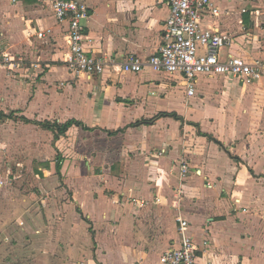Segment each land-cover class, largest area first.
<instances>
[{
	"label": "crops",
	"instance_id": "0c3cea01",
	"mask_svg": "<svg viewBox=\"0 0 264 264\" xmlns=\"http://www.w3.org/2000/svg\"><path fill=\"white\" fill-rule=\"evenodd\" d=\"M81 1L86 51L113 61L91 79L66 67L50 0H0V54L25 61L15 75L0 72V126L21 129L4 138L15 148L32 131L21 161L58 156L39 169L37 210L19 185L25 175L1 172L0 264H162L180 247L179 216L199 246L211 240L200 264H264V78L245 86L200 75L189 97L180 75L125 73L127 58L145 62L163 44L166 0ZM212 1L221 15L203 25L229 33L248 61L264 60V0ZM43 30L51 35L39 39ZM72 120L82 126L58 139L41 126Z\"/></svg>",
	"mask_w": 264,
	"mask_h": 264
},
{
	"label": "built area",
	"instance_id": "2783aa9c",
	"mask_svg": "<svg viewBox=\"0 0 264 264\" xmlns=\"http://www.w3.org/2000/svg\"><path fill=\"white\" fill-rule=\"evenodd\" d=\"M46 1V0H45ZM54 19L62 27L68 42V52L64 63L77 77L88 79L104 74L113 61L102 56L89 54L85 49L86 28L89 20L87 4L81 0H50ZM170 14L165 23L163 44L157 53L143 62L137 57L127 58L121 71L139 74L145 69L157 73L180 75L184 78L187 95L196 93V82L200 75L237 80L240 84L251 86L264 78V60L248 61L235 51L237 44L229 33L218 28H207L206 18L217 19L221 12L212 0H166ZM51 30L37 33L39 39H46ZM24 58L0 54V68L16 73L24 67ZM165 150L158 155L163 156ZM189 175V168L183 165L181 179ZM211 185L209 184V187ZM180 247L166 252L161 257L162 264H200V253H207L211 245L206 238L202 247L190 236V223L177 217ZM10 242V237L3 238ZM202 248V249H201ZM207 264H213L209 262Z\"/></svg>",
	"mask_w": 264,
	"mask_h": 264
},
{
	"label": "rangeland",
	"instance_id": "374dc122",
	"mask_svg": "<svg viewBox=\"0 0 264 264\" xmlns=\"http://www.w3.org/2000/svg\"><path fill=\"white\" fill-rule=\"evenodd\" d=\"M0 72L5 74L8 71L4 68H0ZM8 75H12V74L8 72ZM2 125H4V124H2ZM18 130H19V132H21L20 128H13L12 129L10 126L8 128H6L5 126H3V127L0 126V149L9 146L10 152L12 151V153H14V155H13L14 160L11 162L7 161L4 156H0V175L2 174L1 172H3L6 168H10V167H12L14 169L15 175H18L17 176L18 178H16V180L19 181L20 175L24 174L25 175L24 176L25 181H24V183H19V185L23 184V186L25 188H28V190H30V198L33 197V199H31V201H30L31 206H35L36 210H37V204H38L40 198L42 197V192H41L42 190L41 189H42L43 182H41V179H45L42 177V175L39 176V174H41V172H39V169H41V167L43 165L45 166L46 164H50V163L55 162V158H57L58 156L56 155V157H53V155H51L50 156V157H52V159H51L50 157H48L49 155L47 154V157L45 156L46 158H43L44 161H38V160H33V159H31L29 161H27V160L21 161V159H22V157H21L22 156V150L21 149L24 148L23 146L28 147V146L33 145L34 140L31 139V136H29L30 141H26L27 136L33 134L32 131L30 133L28 132L25 135V142L19 144V141H18V145H15V148L14 147L11 148V143H9L4 138V136H5L4 132L5 131L13 132L15 135H18L17 134ZM44 138L42 140L44 141V143H46V145H48L47 144L49 142L48 139L47 138L44 139ZM30 150H31V152H33L32 147L30 148ZM18 163H19V165H18ZM21 163H23L22 167L20 165ZM21 170L23 171V173H20V172L18 173V171H21ZM15 177H13V178H15ZM15 185H16V183H15ZM10 242H6V244H11L12 242L11 243Z\"/></svg>",
	"mask_w": 264,
	"mask_h": 264
},
{
	"label": "trees",
	"instance_id": "16d2710c",
	"mask_svg": "<svg viewBox=\"0 0 264 264\" xmlns=\"http://www.w3.org/2000/svg\"><path fill=\"white\" fill-rule=\"evenodd\" d=\"M6 118H7L6 116H4L3 114H0V122H2ZM144 123H146V122H144ZM41 126L46 130L54 132L56 134V139H58V137L60 135H64L68 131V129H70L72 126H82V124L78 121L72 120V121H69L63 125H60L57 122H54V123L45 122ZM56 168H57L58 172L61 169L60 165L58 163H57Z\"/></svg>",
	"mask_w": 264,
	"mask_h": 264
}]
</instances>
